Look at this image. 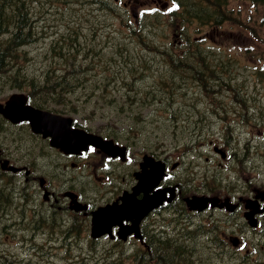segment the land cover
Wrapping results in <instances>:
<instances>
[{
    "label": "rangeland",
    "instance_id": "1",
    "mask_svg": "<svg viewBox=\"0 0 264 264\" xmlns=\"http://www.w3.org/2000/svg\"><path fill=\"white\" fill-rule=\"evenodd\" d=\"M134 1L130 0V4H133ZM172 6L171 2L168 1L164 9L165 7L171 9ZM150 7L133 6L135 11L134 22H144L145 17L142 14L154 9ZM228 7L239 8L238 14L234 15L235 24L225 20L219 26L198 25L197 28L191 27L187 30V36L192 41L198 42L203 50L217 52L219 47H224V50L217 55L207 56V59L215 58L214 61H217L223 59L220 55L233 56L230 59L232 62L228 63L229 71L220 73L224 79L221 78L219 81H230L237 88L239 94L234 96L237 103L234 105H231L230 93L219 95L221 102L227 103L225 107L228 109L226 113L220 111L222 113L221 117L205 112L206 119L199 118L204 124L203 127L198 128L199 124H193L196 128L192 129L187 126L172 132V125L167 120L169 113L160 108L161 104L166 100L169 103L172 101L174 106L176 102L197 101V106L204 108L208 105V99L201 94L196 83H193L189 78H183L184 88H186L183 94L176 95L172 99L168 96L166 99L164 95L157 101L147 100L146 102V100H143L144 103L146 102L142 105L144 108L139 104L142 100L136 102L137 105L132 102L129 105L126 100L124 107H122L124 101L122 93L125 88L119 82L111 79L108 73L91 76V83L99 88L98 92H101L105 100L95 97L90 101L81 100L79 104L71 102L73 105H77L80 110L78 113L67 110L66 114L71 116L76 123L88 127V130L103 137H112L111 135H113L116 140V136L122 140H128L132 145V157L137 156V152L146 148H152L156 151L160 150L159 146L161 145H163L161 146L163 148H171V150L166 149L165 156L169 157L170 160L178 159L180 165L183 164V167H186L188 176H198L201 169H204L206 179L211 183L215 173L217 175L215 183L219 191L226 192L225 188L231 187L234 179H239V182L243 181L242 175H245L248 179L247 182L250 183L252 190L261 188L264 186V79L261 78L258 71L264 75V12L251 10L248 2L242 0H228ZM32 10L35 13L34 23L37 36L30 45L24 46L27 59L23 60L26 65H24L25 68L30 72L38 71L43 61L46 63L44 57L46 52L43 51L48 47V41L53 39L56 33L60 35L68 34L67 28H70L84 37L82 41L90 44V30L92 28L90 24L92 23L91 20L94 21L97 18V15H99V20L94 21L95 26L100 25V23L101 25L114 24V26L109 27V30H100V34L112 33L120 27V19L117 16L109 15L103 18L100 12L89 9L85 0H40L35 2ZM249 30L258 34L261 40L255 38ZM116 35L122 34L119 32ZM173 38H176L175 33ZM162 39H158V41L163 42ZM177 42L181 46L184 45L180 39H177ZM131 49L132 56H136L138 53L133 48ZM177 52L181 53L178 50ZM154 64L158 65L157 63ZM152 67L154 74L156 68L163 70L165 67L167 68V64L161 63L159 67L153 65ZM148 74L149 71L144 70L136 79L134 85L141 84L145 88H150L151 85L149 84L152 80L151 78L147 79ZM11 75V72L7 73V76ZM155 84H157L156 80ZM225 87L222 86L220 90L228 91ZM196 90L198 95L195 94ZM81 91V89L77 90V92ZM12 92H21V90L11 88L8 84L0 86V101H3ZM110 97L115 98V107L106 102ZM238 104L245 105V107L241 106L243 113L239 116L237 115L238 107H240ZM50 107L58 108L59 106L50 105ZM151 111L154 113H151ZM148 113H151V115L148 116ZM133 115L139 118L144 115L142 122L145 123L141 128H135L133 124L131 128L129 127L131 121L138 120ZM145 117L151 118L150 121L145 120ZM179 118L178 115L177 121ZM207 119L211 121V124ZM187 122L186 118L182 119V124H187ZM182 124L176 122L177 129H180ZM8 133L11 134L12 130L7 129L5 124L1 122L0 143L3 148L10 144V140L13 139V137L8 138ZM21 134L22 132L19 133V135ZM200 136H203L202 141L204 143L208 139H214L215 143L228 154L222 155V153L215 152L212 147L208 146L201 150V144L197 140ZM121 142L123 141L120 140ZM92 157L90 156L87 162L96 161ZM238 160H241L242 163L245 162L248 166L247 173L241 174L236 169ZM90 168L92 171L93 166H87V173ZM53 170L54 168L51 171ZM83 172H85L84 167L78 165L62 167L55 173L61 175L74 174L75 179L67 181V184H72L74 187L85 186L90 191L95 190L96 187L93 186L87 175H81ZM2 180L9 191H20L19 185L11 175L5 174ZM22 180L24 181V177ZM61 180L60 177L54 175L51 184L56 185ZM62 184H64L63 180ZM9 198L12 227L9 224L8 199L6 193L0 189V253L9 254L13 261L18 264H104L105 258H101L100 255L106 254L114 248L120 249L122 246L119 241L108 240L101 242L91 240L92 243L88 244V237L84 241L77 234L69 241H52V238L50 239L46 235H38L39 231H34L30 235L31 221L27 219L21 223L20 208L15 206L13 196L9 195ZM38 227L40 228L41 225H38ZM46 228H49L48 224H45L42 231H46ZM54 231L57 235L62 233L59 228ZM256 241L259 240L253 237L251 241H245L243 248L232 247V249H236L235 254L243 253L248 255L249 258L251 257L252 260L257 257L264 258V250L254 248V244L257 246L260 244ZM221 244L222 242L207 239H202L201 242L189 240L188 249L184 256L171 259L170 257L157 258L152 255L148 257L146 264H198L200 258L203 262L206 259L213 260L211 264H231L229 259L233 258L234 251L229 247H227L229 253H223L222 255L220 253L219 257L214 252L218 251L217 248ZM244 249H246L245 252H243ZM118 264H132V262L130 259L124 258ZM204 264L208 263L204 262Z\"/></svg>",
    "mask_w": 264,
    "mask_h": 264
},
{
    "label": "flooded vegetation",
    "instance_id": "2",
    "mask_svg": "<svg viewBox=\"0 0 264 264\" xmlns=\"http://www.w3.org/2000/svg\"><path fill=\"white\" fill-rule=\"evenodd\" d=\"M149 1L155 4L156 0ZM135 2L146 5L148 0ZM122 3L127 6L130 0ZM212 89L215 94H219L220 89ZM200 92L204 95L202 87ZM229 95L232 98L231 105L237 104L235 95ZM225 104L227 103L219 100L208 102L207 106L201 108L202 114L197 117L198 128L204 125L199 118L206 119L205 112L216 117H221L220 111L226 113L228 109ZM238 105L239 116L243 113L241 106L245 105ZM15 124L7 127L12 130L9 138L22 137V147L10 151V156H3L8 157L11 164L18 166L9 175L19 185L20 191L11 192L7 189L5 193L11 224L9 195L13 196L15 206L20 208L21 223L27 219L31 221L30 235L39 231L38 235H46L52 241H69L77 234L84 241L88 237V244L92 243L91 240L119 241L122 244L120 249L114 248L101 254V258L134 257L143 251L159 258L160 255L156 254L161 248H164L163 257L168 256L171 248L184 256L189 240L201 242L202 239H207L222 242L218 251H214L218 257L220 253H229L227 247L234 251L233 258L229 259L231 264H264V258L252 260L243 253L235 254L236 249H232L243 248L245 241H251L254 237L260 241H256L260 244H254V248L264 250V186L252 190L245 175H242L241 182L234 179L233 185L226 187V192H223L217 190L215 173L211 183L206 179L204 169H201L198 176H188L186 167L180 165L178 159L170 160L165 156L166 149L171 148L159 146L158 151L146 148L132 157L130 142L117 137L115 141L120 143L121 140V144L125 146L122 149L125 153L122 155L109 157L104 150L94 145H88L77 153H67L52 146L48 137L31 132L27 122ZM72 125L76 126L74 121ZM200 137L197 140L201 144V150L208 146L213 151L224 154L214 139H208L204 143L203 136ZM90 156L96 161L87 162ZM78 165L84 167L85 172L81 175H87L96 187L95 190L67 184V181L75 179L74 174L55 173L62 167ZM87 166H93L92 171L90 168L87 173ZM236 166L241 174L247 173L248 166L245 162L238 160ZM54 175L60 177L64 184L62 180L56 185L51 184ZM191 195L215 200V205L211 206L208 200L201 209L189 208L186 198ZM125 202L132 207L124 209L119 206ZM115 205L119 215L123 216L121 221L98 225L97 222L104 221L105 209ZM45 224L49 228L42 231ZM130 226H133L131 230ZM56 228L62 230L60 235L54 231ZM245 251L246 249L243 250ZM198 264H204L201 258Z\"/></svg>",
    "mask_w": 264,
    "mask_h": 264
},
{
    "label": "trees",
    "instance_id": "3",
    "mask_svg": "<svg viewBox=\"0 0 264 264\" xmlns=\"http://www.w3.org/2000/svg\"><path fill=\"white\" fill-rule=\"evenodd\" d=\"M37 1L40 0H0V86L8 84L11 88L26 92L28 101L34 106L56 105L59 107L51 108L57 111L68 110L78 113L80 108L71 102L79 104L81 100L90 101L95 97L105 100L101 92H98L99 88L91 83L92 75L105 73L125 88L122 93L124 100L122 107L126 100L129 105L131 102L137 105L136 102L142 100L139 102L142 107L147 100L157 101L164 95L166 99L167 96L172 99L176 95L183 94L186 89L183 78H189L196 83L199 91L202 87V92L208 102L220 100L219 94L224 95L225 93L219 90L222 86H226L228 93L232 95L239 94L230 81H219L221 78L224 79L220 73L229 71L228 63L232 62L230 59L233 56L220 55L223 59L217 61H214L215 58L207 59V56L217 55L224 50V47H219L217 52H209L203 50L198 42L192 41L187 36V30L191 27L197 28L198 25L219 26L225 20L235 24L233 19L234 15L238 14L239 8H229L228 0H170L173 5L171 9L164 12L158 7L160 10L143 13L145 21L142 23L134 22L133 11L120 0H85L88 8L100 12L103 18L109 15L117 16L120 19L118 29L122 35H116L119 34L118 29L112 33L100 34V30H109V27L114 24L101 25L100 23L95 26L94 21L99 20V15H97V18L94 21L91 20L90 24L92 27L90 44L82 41L84 37L70 28H67L68 34L56 33L43 51L46 52L44 55L46 63L43 61L38 71L30 72L23 62L27 59L24 46L30 45L37 36L34 23L35 13L32 10ZM242 1H247L251 10L264 12V0ZM249 31L255 38L261 40L258 34L252 30ZM164 33L167 35L162 36L161 34ZM174 33L175 39L173 38ZM161 38L163 42L158 41ZM177 39H180L184 45L181 46ZM131 48L138 53L134 57ZM161 63L167 64V68L163 70L156 68L154 75L152 65L159 67ZM144 70L149 71L147 79L152 80L149 84L150 88H145L141 84L134 85ZM9 72L12 73L11 76H7ZM258 74H261V78L264 79L260 71ZM212 87H217L219 94H215ZM79 89L82 91L77 92ZM195 94L198 95L197 90ZM143 100L146 102L144 103ZM114 101L115 98L110 97L106 102L115 107ZM160 108L169 113L167 120L172 125V132L187 126L192 129L196 128L193 124L202 114L197 101L176 102L174 106L172 101L169 103L166 100ZM151 113L154 112L151 111ZM151 113H148V116ZM178 115L180 118L177 121ZM133 116L138 120L131 121L129 127L131 128L133 124V127L141 128L145 123L142 122L144 115L140 118ZM183 118L188 120L187 124H182ZM147 119L149 122L151 118L145 117V120ZM0 121H3L1 116ZM176 122L182 124L180 129H177ZM17 142L19 141H15ZM3 176L0 173V189L5 192ZM158 251L156 255L163 257L164 248ZM154 252L156 253V250ZM176 254L177 250L171 248L168 256L165 257L171 259L182 257L179 253ZM148 257L149 255L143 251L134 257H106L104 264H118L124 258L130 259L132 264H146ZM212 261L204 260L208 264ZM0 264L18 263L14 262L9 254L0 253Z\"/></svg>",
    "mask_w": 264,
    "mask_h": 264
},
{
    "label": "water",
    "instance_id": "4",
    "mask_svg": "<svg viewBox=\"0 0 264 264\" xmlns=\"http://www.w3.org/2000/svg\"><path fill=\"white\" fill-rule=\"evenodd\" d=\"M0 114L13 123L19 121H27L30 129L41 134L43 137H50V144L60 147L64 150L69 147L68 140L73 135L70 128L71 118L53 114L49 111L35 107L27 102V96L24 93H11L8 97L0 102ZM79 143L76 150L85 149L87 145L93 144L100 147L111 156L122 155L124 147L118 146L110 138H103L101 135L89 133L84 129H80L78 136ZM2 169L14 170L15 167L8 164L7 159L1 162ZM204 199V200H203ZM208 198H198L193 196L189 199V207L201 209L206 206ZM215 200H210L211 206L215 205ZM125 207H131L128 203ZM121 215L115 206L105 209L103 222H97L98 225L119 222ZM126 232V231H125Z\"/></svg>",
    "mask_w": 264,
    "mask_h": 264
},
{
    "label": "bare ground",
    "instance_id": "5",
    "mask_svg": "<svg viewBox=\"0 0 264 264\" xmlns=\"http://www.w3.org/2000/svg\"><path fill=\"white\" fill-rule=\"evenodd\" d=\"M252 3V2H251ZM254 5H256V3L254 4ZM57 9V8H56ZM26 43V42H25ZM18 46V45H17Z\"/></svg>",
    "mask_w": 264,
    "mask_h": 264
}]
</instances>
